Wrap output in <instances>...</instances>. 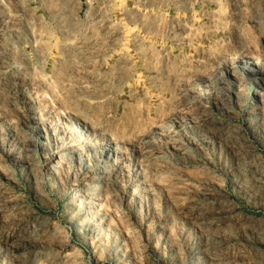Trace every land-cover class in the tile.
<instances>
[{
	"label": "rangeland",
	"instance_id": "1",
	"mask_svg": "<svg viewBox=\"0 0 264 264\" xmlns=\"http://www.w3.org/2000/svg\"><path fill=\"white\" fill-rule=\"evenodd\" d=\"M0 264H264V0H0Z\"/></svg>",
	"mask_w": 264,
	"mask_h": 264
}]
</instances>
